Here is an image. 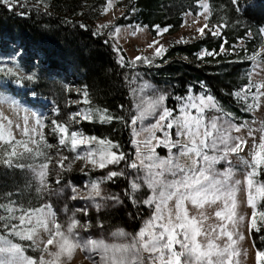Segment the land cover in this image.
I'll return each instance as SVG.
<instances>
[{"label":"snow or ice","instance_id":"1","mask_svg":"<svg viewBox=\"0 0 264 264\" xmlns=\"http://www.w3.org/2000/svg\"><path fill=\"white\" fill-rule=\"evenodd\" d=\"M197 3L202 11L195 13L192 24H199L201 16L204 23L193 29L192 38H203L206 29L219 36L222 25L209 27L210 4L206 0ZM0 4L9 11L19 9L20 16L29 15V8L47 14L50 7L48 0L34 4L0 0ZM231 4L240 12L239 0ZM112 7L113 0H106L102 14ZM79 26L87 28L83 23ZM154 27L159 35L170 26ZM103 29L109 37L120 38L121 25L101 22L93 35H103ZM258 33V46L251 52L244 49V59L250 63L247 82L229 92L251 114L243 121L226 111L202 81L199 93L187 85L183 95H174L176 106L169 107L168 91L135 71L123 76L132 97L126 113L123 104L119 114L92 108L84 86L83 102L88 107L69 111L63 120L48 119L38 111L42 106L39 93L28 87L37 76L20 63L24 49L13 46L7 57L0 56V165L25 171V187L48 197L35 207L14 200V195H21L19 191L2 194L0 264H69L77 251L85 254L89 264H240L239 257L247 256L240 242L246 234L264 230V181L257 180L264 175V27ZM246 35L252 36L250 29ZM154 45L151 55L125 61L119 44L114 43L116 64L129 70L136 67L135 62L151 66L155 57L167 51L156 40L147 47ZM218 54L204 49L196 58ZM256 76L260 79L254 80ZM64 88L71 91L67 85ZM51 111L55 117L62 115L58 105ZM81 121L122 123L129 129L132 154L118 139L86 134L77 127ZM158 148L167 154L160 155ZM222 162L226 166L217 167ZM78 163L87 181L64 180ZM96 170L102 172L93 176ZM118 178H123L124 185L114 192L109 184ZM52 196L65 202L54 206ZM77 200L87 206L70 207L68 202ZM125 203L136 209L127 212L132 224L108 221L106 228L100 213ZM90 208L97 213L95 220L89 216ZM28 249L34 254H28ZM255 264H264V250L255 251Z\"/></svg>","mask_w":264,"mask_h":264},{"label":"trees","instance_id":"2","mask_svg":"<svg viewBox=\"0 0 264 264\" xmlns=\"http://www.w3.org/2000/svg\"><path fill=\"white\" fill-rule=\"evenodd\" d=\"M206 1L212 9L209 27L222 25L220 35L212 36L206 30L208 34L203 38L172 44L161 57L154 58L151 66L135 62L134 69H121L116 64L117 53L112 48L117 43L115 38L107 35V29L102 30L103 35H93L97 31L95 24L102 17L101 10L106 0H48L50 7L47 14L43 10L38 13L29 8L27 11L30 14L27 16H20L19 9L9 11L0 4V52L5 55L6 50H12L2 45L6 42L22 47L26 54L33 56V59L23 56L20 61L26 71L37 76L28 86L34 88L40 97L60 107V119L66 117L69 111L74 112L73 107L69 109L66 102V98L74 99V96L68 95L64 88L72 84L80 90L77 99L82 108L88 107L82 95L86 86L92 108H107L109 114H119V105L123 104L126 113L131 96L123 76L125 73L130 74V71L139 72L152 84L168 91L169 107L176 106L174 95H183L187 85H193L194 91L199 93L202 89L198 82L202 81L226 111L235 113L239 120L250 119L229 92L247 82L245 73L250 63L244 59V49L251 52L260 42L258 29L264 27V0H239L240 12L235 10L231 0ZM29 3L34 4L35 0H29ZM196 5L197 0H115L114 6L120 14L113 22L132 29L146 28L151 34L154 33V25L161 28L170 26L166 35L171 36L181 26L182 16L194 11ZM80 23L87 25V28H81ZM249 29L251 37L246 35ZM119 47L120 54L125 61H129ZM221 47L224 51H221ZM204 49L215 50L219 54L198 60L196 53ZM79 128L86 134L118 139L126 152H133L132 145L128 143L129 129L120 122L100 124L82 121ZM2 173L0 170V189L12 187L13 193L20 191L22 183L16 179L14 172ZM258 179L264 181V175L258 176ZM123 185V178H118L109 187L116 190ZM20 193L24 194V191ZM261 206L259 203L258 207ZM124 207L127 208V205ZM126 208L103 213L100 217L105 219L106 225L111 221L113 225L119 223L128 226L124 214L129 209ZM251 241L255 250H264V230L253 231Z\"/></svg>","mask_w":264,"mask_h":264},{"label":"rangeland","instance_id":"3","mask_svg":"<svg viewBox=\"0 0 264 264\" xmlns=\"http://www.w3.org/2000/svg\"><path fill=\"white\" fill-rule=\"evenodd\" d=\"M114 1L115 0H113V7L110 8L109 12L106 14H102V17L96 22V24H95L96 27H98V24L101 22L114 21L118 17V15L120 14V11L117 8H115ZM201 11H202V9L200 8V6L197 3L194 11L186 12V13L191 12L192 15H185L184 14L182 16L181 26L179 27L177 32L171 36L166 35V32H162L159 35H157V29L156 28H154V33L151 34V32L148 31L146 28L135 27L134 29H132L131 27H122L120 38L118 40H117V38H115V37L114 38L117 41V43L121 46L122 50L125 52L129 61H131L137 55H151V53L154 51L155 45L153 46V48H148L147 44L151 43L153 40H156L160 44L165 45V47L167 49V47H169L172 44L187 43L189 41L198 39L199 38L198 36L195 39L192 38V36L194 35L193 29L196 27H199L200 25H202L204 23L203 16H201L199 18V24H192V21L195 18V13L201 12ZM185 21H187L186 24H185ZM206 30H208V29H206ZM181 37H183V40L180 39ZM2 45L6 48H13V46H14V45H12L10 43H6V42L2 43ZM6 51H7V53L5 55L1 54V52H0V56L7 57V55H9L11 53V51H8V50H6ZM24 57L33 59V56L26 54L25 52H24ZM258 79H260L259 76L254 77V80H258ZM67 86L71 89V91H67L68 95L71 94L74 96V99H72L71 97L66 98V102H67V104H69L68 105L69 109L71 107H73L74 112L80 111L83 108L80 106V104H79L80 102L77 99V96H78L77 90L78 89L76 88V86H73V84L71 86H69V85H67ZM132 86L134 87L135 85H132ZM29 88H31V87H29ZM160 89H162V88L160 87ZM162 90H164V89H162ZM130 96H131V94H130ZM40 99H41V105L42 106L38 109V111L42 112L44 114V116L47 117L48 119H51V118L60 119L59 117H55L51 111L52 108L56 107L55 104L51 100H48V99H45L42 97H40ZM131 99H132V97H131ZM72 101H78V102L72 103ZM5 111H7V109H5ZM247 114L251 118V114L250 113H247ZM64 118L65 117L63 116L61 120H63ZM243 120H247V119H241L240 121H243ZM77 127H79V125ZM46 136L50 142L55 143V141L52 139V137L50 135L47 134V132H46ZM81 148H83V146H81ZM157 151L162 156L167 154V150L163 149V148H158ZM245 152H247V149H245ZM64 154L65 155L68 154L67 150H65ZM72 155H75V154H72ZM233 163L234 164L238 163L235 160V158H233ZM225 166L226 165L223 162L221 164L217 165V167H220V168H223ZM0 170H1V173L4 171L14 172L16 179H18V181L22 183V186H20V191H24V194H21L19 196L14 195L12 197L14 200H21L24 202V204L26 206L31 205V206L39 207L41 202L48 199V197L46 195L45 196H38L36 194L34 188L29 189V188L25 187V184L27 181V174L25 171L20 170V169H16V168L8 169L2 165H0ZM101 172H102V170H96L95 172L92 173V175L93 176L100 175ZM3 176H4V174H3ZM64 177L67 179H72L74 183H78V184H84L88 179L87 175H85L84 173H82L80 171L79 163L74 166V169L71 173H66ZM237 178H239V175L237 176ZM257 180L260 181L258 179V177H257ZM121 188L122 187H119L116 190H112V189L111 190L114 192H118V191H120ZM5 189L4 190L0 189V197H2V193H4V192H7V191L12 192L13 191L12 187H10L11 190L10 189L5 190ZM50 199L52 200L54 206H56L58 204L60 206H62V204L65 202L63 199L58 200V198L56 196H52ZM68 203L70 204V207H74V208H83V207L87 206L86 202L84 200L69 201ZM259 203L260 202H258V204ZM126 205H127V208L126 207H124V208H126L127 210L129 209V211H133V210H134V212L136 211L135 208H131L127 203H125V205H123V206H126ZM123 206L117 207L114 210L118 209V210L122 211V210H124ZM110 211H113V210H109V212ZM103 213H105V212H101L100 215ZM146 214H147V212H145V215ZM77 215L80 216L81 214L77 213ZM96 215H97V213L95 212V210L90 208L89 209V216L93 220H95ZM124 215H125L126 219L128 220L127 222L129 223V225H131L132 221L130 220V218H128L127 213ZM137 222L139 224V221H137ZM105 226L107 228L108 225H105ZM240 244H241L243 249L247 250V256L241 255L239 257L240 264H255V251L256 250H255V248L252 244V241H251V233L246 234V239L244 241H241ZM28 254L32 255L34 253L31 251V249H28ZM84 257H85L84 253L77 251L74 254L73 261H70L69 264H89V261H87Z\"/></svg>","mask_w":264,"mask_h":264},{"label":"bare ground","instance_id":"4","mask_svg":"<svg viewBox=\"0 0 264 264\" xmlns=\"http://www.w3.org/2000/svg\"><path fill=\"white\" fill-rule=\"evenodd\" d=\"M4 43V42H3Z\"/></svg>","mask_w":264,"mask_h":264}]
</instances>
